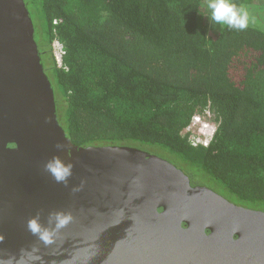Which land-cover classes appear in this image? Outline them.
<instances>
[{"label": "trees", "instance_id": "16d2710c", "mask_svg": "<svg viewBox=\"0 0 264 264\" xmlns=\"http://www.w3.org/2000/svg\"><path fill=\"white\" fill-rule=\"evenodd\" d=\"M23 1L73 145L142 150L264 212V0H233L252 12L243 31L209 29L207 0ZM207 115L212 138L193 146L192 119Z\"/></svg>", "mask_w": 264, "mask_h": 264}, {"label": "water", "instance_id": "95a60500", "mask_svg": "<svg viewBox=\"0 0 264 264\" xmlns=\"http://www.w3.org/2000/svg\"><path fill=\"white\" fill-rule=\"evenodd\" d=\"M54 154L73 164L67 186L43 169ZM56 211L73 221L45 246L27 222L53 230ZM0 237V264H264V212L142 150L70 142L23 0H0Z\"/></svg>", "mask_w": 264, "mask_h": 264}, {"label": "clouds", "instance_id": "9594fccd", "mask_svg": "<svg viewBox=\"0 0 264 264\" xmlns=\"http://www.w3.org/2000/svg\"><path fill=\"white\" fill-rule=\"evenodd\" d=\"M207 9L210 11L211 22L217 25H226L229 29L243 31L249 26V13L243 7L237 6L233 0H207ZM57 150L68 151L65 145L57 143ZM43 169L58 184L67 186L69 178L73 175V164L65 162L59 155H52L43 164ZM79 191V188L74 189ZM73 221L70 212L56 211L50 213V222L54 225L53 230H49L42 225L38 217H33L27 222L28 231L36 236L45 246L55 243L56 233L64 229ZM3 241V237H0ZM38 248H33L32 253H38ZM33 259L39 260L38 255H34Z\"/></svg>", "mask_w": 264, "mask_h": 264}, {"label": "rangeland", "instance_id": "374dc122", "mask_svg": "<svg viewBox=\"0 0 264 264\" xmlns=\"http://www.w3.org/2000/svg\"><path fill=\"white\" fill-rule=\"evenodd\" d=\"M263 9L260 11V13L263 15L264 17V7H262ZM207 11H209L207 9ZM250 17H252V12L248 11ZM257 22V21H256ZM217 24L211 22V20L208 22V28L211 29L212 27L214 29L217 28ZM206 126V127H205ZM215 130V125L213 124V122L210 121L209 116H204V117H199L198 121L193 122L190 127L188 128V131L190 132V140H201L204 138H210L211 134L214 132ZM160 158V157H159ZM165 160V159H164ZM167 161V160H166ZM170 163V162H169ZM182 171V170H181ZM184 173V171H182Z\"/></svg>", "mask_w": 264, "mask_h": 264}, {"label": "built area", "instance_id": "2783aa9c", "mask_svg": "<svg viewBox=\"0 0 264 264\" xmlns=\"http://www.w3.org/2000/svg\"><path fill=\"white\" fill-rule=\"evenodd\" d=\"M52 55H53L54 61L56 63V66L58 68H62L63 67L64 51H63L62 45L58 41H54L52 43ZM198 120H199V116L194 117L192 119L191 124L193 122H195V121H198ZM212 135H213V133L211 134V137L210 138H204V137H202L203 139H201L199 141L193 139V140H190V142H191V144L193 146L202 145V146L206 147L209 144V142H210V140L212 138Z\"/></svg>", "mask_w": 264, "mask_h": 264}, {"label": "flooded vegetation", "instance_id": "af4514ba", "mask_svg": "<svg viewBox=\"0 0 264 264\" xmlns=\"http://www.w3.org/2000/svg\"><path fill=\"white\" fill-rule=\"evenodd\" d=\"M192 187H194V186H192ZM213 191V190H212ZM218 194V193H217ZM218 195H220V194H218ZM221 196V195H220ZM223 197V196H222ZM224 198V197H223ZM224 199H226V198H224ZM228 202H230V203H232V204H234V205H237V204H235V203H233V202H231L230 200H228V199H226ZM237 206H239V205H237ZM242 207V206H241ZM245 208V207H244ZM208 233V232H207Z\"/></svg>", "mask_w": 264, "mask_h": 264}]
</instances>
